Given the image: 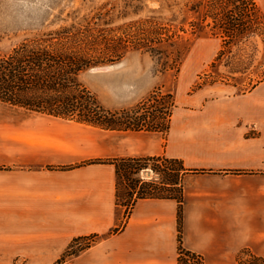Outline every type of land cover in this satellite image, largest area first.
Listing matches in <instances>:
<instances>
[{"label": "crops", "instance_id": "crops-1", "mask_svg": "<svg viewBox=\"0 0 264 264\" xmlns=\"http://www.w3.org/2000/svg\"><path fill=\"white\" fill-rule=\"evenodd\" d=\"M190 104L175 106L167 130H105L11 105L37 117L0 134V264H57L90 234L100 238L68 264H179L180 244L203 264L264 257V80ZM146 156L197 170L181 176V231L176 198L127 209L116 166L98 161Z\"/></svg>", "mask_w": 264, "mask_h": 264}, {"label": "rangeland", "instance_id": "rangeland-1", "mask_svg": "<svg viewBox=\"0 0 264 264\" xmlns=\"http://www.w3.org/2000/svg\"><path fill=\"white\" fill-rule=\"evenodd\" d=\"M208 1L0 0V53L64 26L89 27L109 37L121 35L127 43L123 57L91 67L79 79L104 109L118 112L116 121L122 126L164 130L175 106H190L193 97L202 100L239 94L264 80L262 28L227 43L224 33L213 27L214 18L205 16ZM256 2L264 18V0ZM24 115L28 120L37 117L0 102V134L13 128L6 126L10 121ZM149 169L155 178L148 177ZM127 170L121 164L117 184L121 204L135 196L131 186L144 185L135 183V178L152 181V187H163L168 193L162 185L176 179L180 164L151 160L138 175L128 176ZM99 238L78 239L57 264H68L70 256ZM198 260L187 263L198 264ZM253 261L259 263L247 256L241 262Z\"/></svg>", "mask_w": 264, "mask_h": 264}, {"label": "trees", "instance_id": "trees-1", "mask_svg": "<svg viewBox=\"0 0 264 264\" xmlns=\"http://www.w3.org/2000/svg\"><path fill=\"white\" fill-rule=\"evenodd\" d=\"M205 16L214 18L213 27L224 33L227 43L259 27L263 29L264 24L256 0H209L206 3ZM255 22L258 26L256 28ZM262 29L259 30L264 34ZM126 49V40L122 39L121 35L103 36L89 27L77 28L74 25L61 27L33 39H26L14 46L11 51L0 53V102L105 130L133 129L119 124L116 121L118 112L104 109L94 93L79 79L81 73L91 67L122 58ZM169 124L170 118L164 130ZM137 127L135 129L144 128ZM147 129L151 128L147 127ZM151 160L176 161L180 164L176 179L162 185L167 187L165 190L168 193L164 192L163 187H152L149 184H152V181L135 178V183L143 182L144 185L138 189L131 186L130 193L132 195L134 193L135 196L124 205L130 209L139 198H176L179 202L178 220L181 231L183 199L181 176L186 172L197 170L185 168L181 160L156 156L110 158L98 161L114 163L118 184L121 164L127 165L128 176L138 175ZM172 188H175V193L171 192ZM119 198L117 187L118 201ZM90 235L94 238L99 236ZM88 237L89 235L74 238L68 252L72 251L78 239ZM91 244L93 243L89 242L83 248ZM186 256L199 259L197 263L203 264L199 255L184 249L180 244L179 264H189ZM254 259L259 263L254 261L248 263L264 264V257H253L252 260Z\"/></svg>", "mask_w": 264, "mask_h": 264}]
</instances>
